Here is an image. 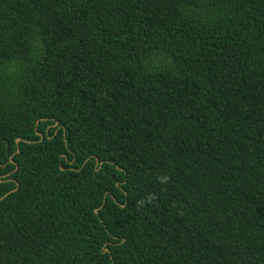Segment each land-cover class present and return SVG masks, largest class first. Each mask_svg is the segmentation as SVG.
<instances>
[{"label":"trees","instance_id":"trees-1","mask_svg":"<svg viewBox=\"0 0 264 264\" xmlns=\"http://www.w3.org/2000/svg\"><path fill=\"white\" fill-rule=\"evenodd\" d=\"M0 178V264H264V0H0Z\"/></svg>","mask_w":264,"mask_h":264},{"label":"water","instance_id":"water-1","mask_svg":"<svg viewBox=\"0 0 264 264\" xmlns=\"http://www.w3.org/2000/svg\"><path fill=\"white\" fill-rule=\"evenodd\" d=\"M20 139L19 138H17V141H19ZM4 166V165H3ZM0 181H1V178H0Z\"/></svg>","mask_w":264,"mask_h":264}]
</instances>
